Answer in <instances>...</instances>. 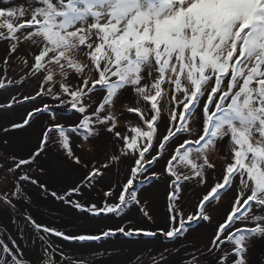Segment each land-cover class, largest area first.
Returning a JSON list of instances; mask_svg holds the SVG:
<instances>
[{
    "label": "snow or ice",
    "instance_id": "snow-or-ice-1",
    "mask_svg": "<svg viewBox=\"0 0 264 264\" xmlns=\"http://www.w3.org/2000/svg\"><path fill=\"white\" fill-rule=\"evenodd\" d=\"M0 154V264H264V0H0Z\"/></svg>",
    "mask_w": 264,
    "mask_h": 264
},
{
    "label": "rangeland",
    "instance_id": "rangeland-1",
    "mask_svg": "<svg viewBox=\"0 0 264 264\" xmlns=\"http://www.w3.org/2000/svg\"><path fill=\"white\" fill-rule=\"evenodd\" d=\"M125 116L122 117V120H124V122L126 123L125 121ZM134 120V123H135V119L133 118ZM122 126V125H121ZM79 143V142H78ZM88 149V145L86 144L84 146V152L85 154L88 156V157H92V156H101L99 154V151H97V149L95 147H93V150L92 151H87ZM213 159H215L218 163L220 162V159H219V156H216V157H213ZM6 162V159H5V155L4 154H1L0 156V163H5ZM5 183L6 182H3V181H0V191L3 190L4 186H5ZM160 184V183H159ZM163 186V185H162ZM161 187H154L151 191H152V195H157V196H162L163 197V202H164V197H165V194H166V189L164 190V192H162V190H160ZM35 190V189H33ZM38 192V190H35ZM155 193H159V194H155ZM103 195V193H101ZM203 194V190H197L195 192H189L188 194H186V204H187V207L190 209V210H194L195 207H196V204L198 203V199L199 197ZM155 197V196H154ZM228 203V201H225L224 199H222L218 205H214L213 206V218L214 220L215 219H219L221 218L223 215H224V210H225V205ZM163 208L161 207L160 209V212L159 214L155 211V210H152L150 209V215L153 216L154 220H155V224L156 226L150 224L149 226L150 227H160L162 225H166V221L164 219H162L163 217ZM39 222V221H38ZM212 231V230H211ZM211 231L209 232H206V233H201V232H196L194 233L193 232V235L189 238V240L191 239L193 242L201 245L202 247L204 246H207L210 242V237H211ZM190 240V241H191ZM191 241V242H192ZM126 247H124L123 245H119L118 246V249H120V253H125L124 252V249ZM111 250V249H110Z\"/></svg>",
    "mask_w": 264,
    "mask_h": 264
},
{
    "label": "bare ground",
    "instance_id": "bare-ground-1",
    "mask_svg": "<svg viewBox=\"0 0 264 264\" xmlns=\"http://www.w3.org/2000/svg\"><path fill=\"white\" fill-rule=\"evenodd\" d=\"M161 186H162V184H158L157 187H161ZM165 188H166V186L163 184L161 190L164 191ZM94 192H95V190H93V193H94ZM32 195H33V198H34L35 200H37L38 204L40 205V207H38V208H36V209H33L32 214L34 213V214H35L40 220H42V222L45 223V224H48V225H50V226L61 227V226H62V223L64 222L63 219L61 220L60 223H56V220H55L54 217L48 215L45 211L42 210V209H44V208L52 209V208H54L55 206H54V205H51V204H48L47 202H44V201L40 200L39 194H38V192L35 191V190L32 191ZM102 196H103L102 194H100L99 197L93 195L91 198L95 200V199H99V198H101ZM154 196L158 199V201H159L160 204L162 205V204H163V197H162V196L159 197V196H157V195H154ZM64 219H67V218H64ZM4 222L7 223V220H5ZM209 231H211V229H205V230L201 231V233H206V232H209ZM194 233H196V232H194ZM192 235H193V233H190L189 236L187 237L188 243H189L192 247H195V248H201V247H202L201 245H199V244L193 242L191 239H190V240H191L192 242L189 240V238H190ZM61 243H66V242H61ZM119 245H120V244H116V245H114L113 247H117V246H119ZM125 246H126L127 248L129 247L128 245H125ZM110 249H111V248H110ZM110 249H109V250H110ZM28 251H29V255H31V254H32V253H31V250H28ZM133 251H139V249L133 247ZM129 256H130V253H123V254H120L119 257H116V258H117V259H120V260H122V261H126V260L129 258Z\"/></svg>",
    "mask_w": 264,
    "mask_h": 264
},
{
    "label": "clouds",
    "instance_id": "clouds-1",
    "mask_svg": "<svg viewBox=\"0 0 264 264\" xmlns=\"http://www.w3.org/2000/svg\"><path fill=\"white\" fill-rule=\"evenodd\" d=\"M124 116L126 117L125 118V121L126 122H128V121H132L133 123H134V120H133V118H134V114H131V113H125L124 114ZM121 127H123V124H122V126ZM78 142H80V140H79V138H77V143ZM98 151V150H97ZM99 154L102 156L103 155V153L102 152H99ZM159 184V183H158ZM160 184H162V183H160ZM163 185V184H162ZM157 188V187H156ZM166 189V188H165ZM160 190H161V188H160ZM162 192H164V191H162ZM101 194V193H100ZM155 194H159V193H155ZM38 220V219H37ZM39 222H42V221H39ZM115 248H118V246L117 247H115ZM127 248V247H126ZM111 251V250H110ZM120 254H122V253H120Z\"/></svg>",
    "mask_w": 264,
    "mask_h": 264
},
{
    "label": "water",
    "instance_id": "water-1",
    "mask_svg": "<svg viewBox=\"0 0 264 264\" xmlns=\"http://www.w3.org/2000/svg\"><path fill=\"white\" fill-rule=\"evenodd\" d=\"M33 215L38 219V221H42L34 213H33ZM120 245H123L124 247H126L124 244H120Z\"/></svg>",
    "mask_w": 264,
    "mask_h": 264
},
{
    "label": "flooded vegetation",
    "instance_id": "flooded-vegetation-1",
    "mask_svg": "<svg viewBox=\"0 0 264 264\" xmlns=\"http://www.w3.org/2000/svg\"><path fill=\"white\" fill-rule=\"evenodd\" d=\"M0 156H1V154H0ZM154 226H156V224H154Z\"/></svg>",
    "mask_w": 264,
    "mask_h": 264
}]
</instances>
